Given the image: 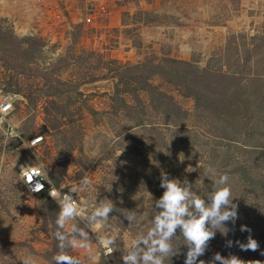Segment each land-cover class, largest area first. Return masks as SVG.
Segmentation results:
<instances>
[{
	"label": "rangeland",
	"instance_id": "obj_1",
	"mask_svg": "<svg viewBox=\"0 0 264 264\" xmlns=\"http://www.w3.org/2000/svg\"><path fill=\"white\" fill-rule=\"evenodd\" d=\"M15 1L0 4V88L15 97L8 118L22 134L4 143L1 124L0 264L29 254L53 264L60 251L51 234L58 197L32 195L17 176L39 160L60 191L87 175L94 188L81 197L144 213L131 229L110 214L124 221H111L121 251L151 219L162 172L203 195L211 165L229 175L239 219L200 259L218 252L264 264V0H52L47 9ZM249 235L256 251L227 247ZM176 244L186 253L183 238ZM67 251L83 264H123L120 251L95 261Z\"/></svg>",
	"mask_w": 264,
	"mask_h": 264
},
{
	"label": "clouds",
	"instance_id": "obj_2",
	"mask_svg": "<svg viewBox=\"0 0 264 264\" xmlns=\"http://www.w3.org/2000/svg\"><path fill=\"white\" fill-rule=\"evenodd\" d=\"M11 99L7 97L0 104V113H7L11 108ZM3 119L7 125L3 142L21 138L19 125L6 116ZM31 142L35 143L36 139ZM17 176L32 193L40 192L45 186L42 181H47L50 185L48 194L52 198L58 197L56 203L59 211L55 218V230L51 234L58 241L57 247L60 251L52 256L53 264H83L82 259L70 255L68 249L86 250L90 261H95L100 252L110 256L113 252L120 251L123 264H167L168 260L173 262L174 257L180 256L184 257L183 264H242L237 256L225 257L218 252L209 260L200 259L208 251L209 242L215 238L217 232L227 237L232 231L227 226L228 222L235 226L239 219L238 205L233 203L229 175L222 173L217 176L211 165L205 168V176L212 183L203 195L193 191V183L187 178L169 179V174L162 172L160 188L164 191L160 198L155 199L151 219L124 245L123 251L117 242L120 229L111 221L119 219L124 223L119 218L122 216L129 222L128 228L131 229L136 225L137 217L144 213L118 208L107 197H81L80 193L90 192L94 188L87 175L69 187L68 192L58 190L52 186V179L40 160L35 164L21 165ZM34 178H38L35 183ZM114 212L119 213V216L110 215ZM77 218L83 226L71 223L69 227L70 222ZM240 231L251 233L247 225H241ZM180 238H183L186 253L182 252L181 245L176 244ZM233 246H239L242 251H256L259 247L257 240L251 235L247 243L227 240V247ZM21 264H37V261L29 254L23 257Z\"/></svg>",
	"mask_w": 264,
	"mask_h": 264
},
{
	"label": "built area",
	"instance_id": "obj_3",
	"mask_svg": "<svg viewBox=\"0 0 264 264\" xmlns=\"http://www.w3.org/2000/svg\"><path fill=\"white\" fill-rule=\"evenodd\" d=\"M42 1V0H41ZM45 3H43L40 7H43L44 9H47L49 8V6L52 4V0H44ZM7 3V0H0V4H5ZM15 4L18 3V0H16L14 2ZM90 11V10H89ZM106 12V8L102 5L100 6L99 9H91V11L86 15V17L84 18L86 24H91L94 22L95 19H97V16L98 15H101V14H104ZM7 97H11V108L7 111V113H0V127H2L3 125L1 124H4L6 123V121L3 119V117H9L13 112H14V103H15V97H13L11 94H8L6 93L2 88H0V104H3L5 102V98ZM36 139V142L35 143H32L31 141L35 140ZM31 141L27 142V145L29 148H36L38 147L39 145H42L44 143V137L43 136H40V137H34ZM35 179H38V178H34L33 180V183H35ZM42 183H44V187L43 189L40 191V192H36V193H32L30 190H29V187L27 185L26 188L28 189V191L32 194V195H42V194H45V193H48L49 191V188H50V185H48L47 181H42ZM52 186L55 187V185L53 184L52 182ZM56 188V187H55ZM59 190V189H58Z\"/></svg>",
	"mask_w": 264,
	"mask_h": 264
}]
</instances>
